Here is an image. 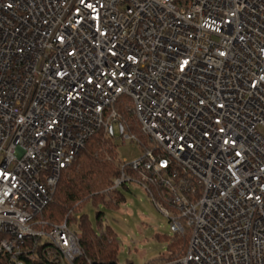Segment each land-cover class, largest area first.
<instances>
[{
	"label": "built area",
	"instance_id": "obj_1",
	"mask_svg": "<svg viewBox=\"0 0 264 264\" xmlns=\"http://www.w3.org/2000/svg\"><path fill=\"white\" fill-rule=\"evenodd\" d=\"M262 129L264 0H0V264H79L76 224L41 214L98 131L143 150L109 190L190 231L157 264H264Z\"/></svg>",
	"mask_w": 264,
	"mask_h": 264
},
{
	"label": "trees",
	"instance_id": "obj_2",
	"mask_svg": "<svg viewBox=\"0 0 264 264\" xmlns=\"http://www.w3.org/2000/svg\"><path fill=\"white\" fill-rule=\"evenodd\" d=\"M115 107L121 113L130 134L147 143V137L142 132L141 126L129 109V100L122 96ZM103 131L95 133L87 142L85 148L80 151L75 161L63 171L59 180L57 191L51 202L42 212L41 217L51 224L61 223L69 219L70 223L78 224L82 233L81 244L85 251L80 263H116L119 239L110 227H103L96 230L86 214H81V208L88 200L98 202L108 198V204L117 206L124 202L125 196L117 190H109L113 180L120 176L121 168L116 160V146L112 139L104 137ZM127 172L137 175L132 168ZM128 188V184L123 185ZM155 195L158 196V188H155ZM166 205L172 208L171 203ZM79 216V218H77ZM103 212H97V219L102 220ZM190 231L184 234H176L169 245L167 256L152 262L157 264L168 259L183 255L187 252L190 242Z\"/></svg>",
	"mask_w": 264,
	"mask_h": 264
},
{
	"label": "rangeland",
	"instance_id": "obj_3",
	"mask_svg": "<svg viewBox=\"0 0 264 264\" xmlns=\"http://www.w3.org/2000/svg\"><path fill=\"white\" fill-rule=\"evenodd\" d=\"M261 132L264 134V129ZM112 140L119 160L126 158L133 162L143 155L136 141L128 140L124 143L120 138ZM119 190L126 199L119 205H109L108 198L98 202L91 199L82 206L80 213L88 216L94 229L110 227L117 235V264H151L167 256L175 235L168 217L141 184L131 182L128 188L122 186ZM99 211L103 212L102 220L96 217ZM75 230L80 231L78 224Z\"/></svg>",
	"mask_w": 264,
	"mask_h": 264
},
{
	"label": "water",
	"instance_id": "obj_4",
	"mask_svg": "<svg viewBox=\"0 0 264 264\" xmlns=\"http://www.w3.org/2000/svg\"><path fill=\"white\" fill-rule=\"evenodd\" d=\"M98 264H104V263H98ZM109 264H116V263H109Z\"/></svg>",
	"mask_w": 264,
	"mask_h": 264
}]
</instances>
